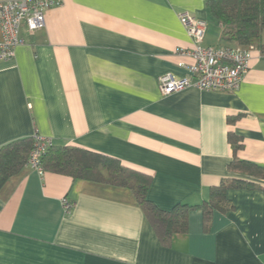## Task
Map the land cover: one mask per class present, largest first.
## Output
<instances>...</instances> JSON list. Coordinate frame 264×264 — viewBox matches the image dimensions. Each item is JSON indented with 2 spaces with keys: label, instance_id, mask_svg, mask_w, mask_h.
<instances>
[{
  "label": "crops",
  "instance_id": "1",
  "mask_svg": "<svg viewBox=\"0 0 264 264\" xmlns=\"http://www.w3.org/2000/svg\"><path fill=\"white\" fill-rule=\"evenodd\" d=\"M57 1L1 64L0 148L39 135L116 158L152 177L148 199L164 211L201 206L227 178L263 190H230L232 210L208 225L192 210L188 232L162 243L130 189L26 165L0 189V264H264V181L229 168L264 167V55L232 93L164 95L160 77H185L178 64L193 62L180 15L207 23L205 47L233 46L212 0Z\"/></svg>",
  "mask_w": 264,
  "mask_h": 264
},
{
  "label": "trees",
  "instance_id": "2",
  "mask_svg": "<svg viewBox=\"0 0 264 264\" xmlns=\"http://www.w3.org/2000/svg\"><path fill=\"white\" fill-rule=\"evenodd\" d=\"M209 7L222 26V41L229 47L254 46L264 55V0H212ZM229 141L234 151L242 148V139L230 134ZM35 145V137L13 141L0 148V189L27 165ZM42 168L71 177L73 180L92 181L130 189L162 243H167L176 234H186L189 214L201 208L206 225L215 211L225 213L233 206L227 199L230 190L260 189L261 185L246 179H223L210 191L209 200L201 206L180 204L171 211L159 209L148 199L152 177L125 166L120 160L76 146H55L42 156ZM230 171L264 181V167L235 159Z\"/></svg>",
  "mask_w": 264,
  "mask_h": 264
},
{
  "label": "built area",
  "instance_id": "3",
  "mask_svg": "<svg viewBox=\"0 0 264 264\" xmlns=\"http://www.w3.org/2000/svg\"><path fill=\"white\" fill-rule=\"evenodd\" d=\"M62 3L57 0H5L0 1V71L1 64L16 56V49L22 44L21 28L26 26L30 33L41 30L46 25V13ZM180 20L191 38L193 48L189 52L192 63H179L187 75L176 78L166 74L159 79L160 90L164 95H171L187 88L203 91L227 92L236 91L250 71L254 46L244 47H205L208 25L188 13L180 15ZM53 145L51 139L36 135L35 145L30 153L28 163L40 175L42 156ZM66 213H70L74 204L67 199L63 201Z\"/></svg>",
  "mask_w": 264,
  "mask_h": 264
}]
</instances>
